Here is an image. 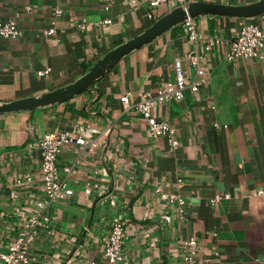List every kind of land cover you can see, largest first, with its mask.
<instances>
[{
    "label": "crops",
    "instance_id": "crops-1",
    "mask_svg": "<svg viewBox=\"0 0 264 264\" xmlns=\"http://www.w3.org/2000/svg\"><path fill=\"white\" fill-rule=\"evenodd\" d=\"M195 1L256 0L187 3ZM175 7L153 8L143 0H113L108 8L103 0H0V15L23 33L0 36V102L74 82ZM249 24L264 31V15L188 21L122 59L95 85L97 99L86 93L0 116V255L46 200L37 176L40 139L51 132L89 137L94 127L109 128L103 147L78 153L68 145L59 154L60 167L75 172L68 179L74 195L48 205L30 264H187L183 243L192 237L200 264H264V197L258 194L264 190V64L227 59L231 41ZM52 27L56 34L46 35ZM187 28L199 34L196 42ZM191 50L201 56L206 82L181 101L154 105V114L176 130L179 145L171 152L168 140L152 137L121 97L130 92L137 101L174 83L177 63ZM217 195L223 199L212 204ZM115 219L123 227L122 259L109 263L102 245Z\"/></svg>",
    "mask_w": 264,
    "mask_h": 264
},
{
    "label": "built area",
    "instance_id": "built-area-1",
    "mask_svg": "<svg viewBox=\"0 0 264 264\" xmlns=\"http://www.w3.org/2000/svg\"><path fill=\"white\" fill-rule=\"evenodd\" d=\"M106 8L113 0H103ZM150 7H158L163 4L179 6L185 5L187 0H143ZM61 11H56L60 15ZM84 29L85 22L79 24ZM190 40L196 42L200 36L192 29L187 28ZM23 33L16 22L5 20L0 15V36L4 39H12L21 36ZM46 35H55L54 27L45 31ZM229 61L238 59H253L264 64V31L257 25L249 24L242 28L239 34L231 41L227 54ZM207 76L201 65V56L196 50L189 51L182 61L177 63L176 77L174 83L163 87L156 94L151 92L142 93L137 101L132 98V93L128 92L121 97V102L127 111H133L136 115L146 120L149 126V133L156 139H167L171 152L178 149V139L176 130L165 120L159 119L154 114L156 101L173 102L181 101L187 90L197 92L206 82ZM89 137H82L75 133L51 132L45 134L39 141L41 150V163L37 171V176L42 183V189L46 196L44 202H39V211L29 218L25 228L18 237L10 239L7 250L0 255V264H30L31 245L39 234V228L44 226L48 220L45 212L48 205L53 201H66L74 195L73 189L69 185L68 179L75 173L73 169L61 168L58 163L59 154L68 145L78 147V153H95L103 147L109 136V128L98 129L89 128ZM64 175V179L62 178ZM258 194L264 197V190H259ZM226 198V196H225ZM223 196L217 195L212 199V204L217 205ZM183 204V200H179ZM167 222H171V217H165ZM123 247V227L119 219H115L111 225L109 235L103 240L102 255L109 263H115L122 259ZM184 261L187 264H200L197 256L200 252L199 241L192 237L183 243ZM88 264H96L91 262Z\"/></svg>",
    "mask_w": 264,
    "mask_h": 264
},
{
    "label": "water",
    "instance_id": "water-1",
    "mask_svg": "<svg viewBox=\"0 0 264 264\" xmlns=\"http://www.w3.org/2000/svg\"><path fill=\"white\" fill-rule=\"evenodd\" d=\"M263 15L264 0H256L244 5L213 4L198 1L179 5L156 20L140 35L106 53L83 76L74 82L33 97L0 102V116L20 112H33L37 109L66 102L86 93L93 94L94 99H97L101 93L95 89V85L107 76L122 59L188 21L203 17L253 19ZM95 94H98V96H95Z\"/></svg>",
    "mask_w": 264,
    "mask_h": 264
}]
</instances>
